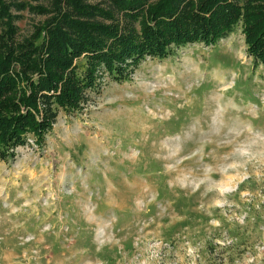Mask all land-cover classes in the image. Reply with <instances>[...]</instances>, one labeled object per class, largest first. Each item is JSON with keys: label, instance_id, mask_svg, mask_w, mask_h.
Returning a JSON list of instances; mask_svg holds the SVG:
<instances>
[{"label": "rangeland", "instance_id": "obj_1", "mask_svg": "<svg viewBox=\"0 0 264 264\" xmlns=\"http://www.w3.org/2000/svg\"><path fill=\"white\" fill-rule=\"evenodd\" d=\"M20 13L19 39L46 17ZM247 47L238 24L105 72L42 145L28 134L0 159V264H264V65Z\"/></svg>", "mask_w": 264, "mask_h": 264}, {"label": "trees", "instance_id": "obj_2", "mask_svg": "<svg viewBox=\"0 0 264 264\" xmlns=\"http://www.w3.org/2000/svg\"><path fill=\"white\" fill-rule=\"evenodd\" d=\"M24 10L46 17L19 39ZM238 24L264 65V0H0V159L28 134L42 145L59 110L92 100L105 72L120 82L149 56L214 44Z\"/></svg>", "mask_w": 264, "mask_h": 264}]
</instances>
